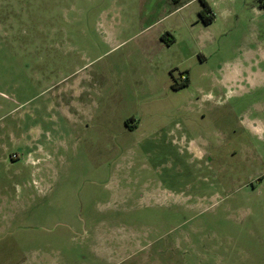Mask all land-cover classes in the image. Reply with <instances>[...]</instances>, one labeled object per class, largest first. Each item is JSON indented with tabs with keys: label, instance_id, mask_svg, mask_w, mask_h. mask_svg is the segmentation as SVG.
Returning a JSON list of instances; mask_svg holds the SVG:
<instances>
[{
	"label": "rangeland",
	"instance_id": "1",
	"mask_svg": "<svg viewBox=\"0 0 264 264\" xmlns=\"http://www.w3.org/2000/svg\"><path fill=\"white\" fill-rule=\"evenodd\" d=\"M205 1L0 0V264H264V11Z\"/></svg>",
	"mask_w": 264,
	"mask_h": 264
},
{
	"label": "flooded vegetation",
	"instance_id": "2",
	"mask_svg": "<svg viewBox=\"0 0 264 264\" xmlns=\"http://www.w3.org/2000/svg\"><path fill=\"white\" fill-rule=\"evenodd\" d=\"M126 127L128 134H132L137 131V127H131L128 125V122L126 121ZM247 135V132L244 133ZM192 150L191 147H187V150ZM202 151L200 152V154ZM234 153V152H233ZM256 158H260L259 155L255 156ZM5 162H8L6 165V168L9 169L10 167H13L16 162H18V158L15 159L14 155H10L8 158L4 159ZM5 204V205H3ZM8 205H11V199L9 201L8 197H6L5 201H1L0 209H8ZM8 212V211H7ZM6 212V214H7ZM8 223V222H7ZM147 224H141L139 227V233L135 238V241L133 242L136 248V251L138 253H144L149 258H155L160 260H168L169 257L173 256L175 253L174 248V242L173 237L169 232H163V229L157 228L158 225L152 226H146ZM6 226V228L12 227V224H0V228ZM142 228H146L142 231ZM177 247V246H176ZM178 249V248H177ZM135 251V252H136ZM15 264H47L46 261L41 260L40 258L33 259L32 261H29L27 257H23Z\"/></svg>",
	"mask_w": 264,
	"mask_h": 264
},
{
	"label": "trees",
	"instance_id": "3",
	"mask_svg": "<svg viewBox=\"0 0 264 264\" xmlns=\"http://www.w3.org/2000/svg\"><path fill=\"white\" fill-rule=\"evenodd\" d=\"M259 2V10L264 11V2L262 0H258ZM202 9L199 12V17L204 25H211L215 20V14L213 13V10L209 6V4L205 0H201ZM189 85L188 81L178 85L174 84L173 89L174 90H180L184 89Z\"/></svg>",
	"mask_w": 264,
	"mask_h": 264
},
{
	"label": "crops",
	"instance_id": "4",
	"mask_svg": "<svg viewBox=\"0 0 264 264\" xmlns=\"http://www.w3.org/2000/svg\"><path fill=\"white\" fill-rule=\"evenodd\" d=\"M209 4V6L211 7V9L213 8L214 4L213 3H210V2H207ZM241 75H242V71H239V70H236L234 71V73L231 74V76H229L225 82H228V83H238L242 78H241Z\"/></svg>",
	"mask_w": 264,
	"mask_h": 264
},
{
	"label": "built area",
	"instance_id": "5",
	"mask_svg": "<svg viewBox=\"0 0 264 264\" xmlns=\"http://www.w3.org/2000/svg\"><path fill=\"white\" fill-rule=\"evenodd\" d=\"M263 2H264V0H262ZM182 80L184 81V82H186L187 81V77L186 76H183L182 77Z\"/></svg>",
	"mask_w": 264,
	"mask_h": 264
}]
</instances>
